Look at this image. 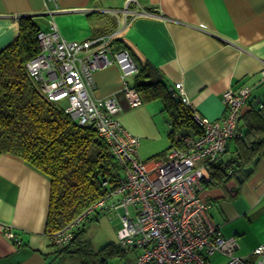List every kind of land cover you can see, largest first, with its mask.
Segmentation results:
<instances>
[{
  "label": "crops",
  "instance_id": "crops-1",
  "mask_svg": "<svg viewBox=\"0 0 264 264\" xmlns=\"http://www.w3.org/2000/svg\"><path fill=\"white\" fill-rule=\"evenodd\" d=\"M23 16L33 17L41 30H49L54 19L68 40L113 35L116 50L128 49L140 65L154 64L172 86L181 82L193 106L212 120L225 113L227 89L252 87L242 108L243 132L264 101V0H0V49L18 36ZM94 80L95 98L116 97L122 105L118 118L140 137V158L149 165L162 158L171 144L169 138L166 149L154 148L165 134L169 137V117L159 114L165 112L163 102L130 107L117 64L95 70ZM236 146L231 139L225 162L234 157ZM258 156L243 181L234 175L201 192L212 221L226 238L235 239L233 255L251 262L253 250L264 243V154ZM50 190L43 171L14 154L0 156V225L13 227L22 240L18 244L0 233V264H61L77 251L79 239L71 243L72 253L57 252L52 245L47 232ZM228 259L224 252L209 256L210 264Z\"/></svg>",
  "mask_w": 264,
  "mask_h": 264
},
{
  "label": "built area",
  "instance_id": "built-area-1",
  "mask_svg": "<svg viewBox=\"0 0 264 264\" xmlns=\"http://www.w3.org/2000/svg\"><path fill=\"white\" fill-rule=\"evenodd\" d=\"M49 24V30L38 33L39 53L27 61L29 75L47 100H66V111L72 117L81 125L93 126L123 166L120 185L83 215L53 231V244L68 246L75 228L95 209L113 210L120 218L116 245L126 258L124 264H210L209 256L216 252L229 256L225 264H264V243L253 250L254 262L233 255L235 239L226 238L212 221L209 204L201 195L211 164L221 161L231 139L242 136V108L252 87L227 89L223 93L225 113L212 120L198 112L183 84L177 82L176 94L193 109L202 132L185 138L183 147L170 148L149 165L139 156V136L118 118L123 110L118 99H98L91 94L94 71L117 64L130 107L140 106L141 95L131 82L140 67L132 53L126 48L116 50L113 35L68 40L54 19ZM262 73L264 78V69ZM0 233L22 243L9 225H0Z\"/></svg>",
  "mask_w": 264,
  "mask_h": 264
},
{
  "label": "trees",
  "instance_id": "trees-1",
  "mask_svg": "<svg viewBox=\"0 0 264 264\" xmlns=\"http://www.w3.org/2000/svg\"><path fill=\"white\" fill-rule=\"evenodd\" d=\"M40 30L33 17H20L18 36L0 49V156H19L49 177L47 232L51 238L53 231L71 223L116 189L123 178V166L93 126L81 125L66 106L47 100L29 75L26 64L40 51ZM139 67L132 85L142 103L160 99L168 111L171 144L167 150L183 147L185 138L202 132L193 109L182 102L158 67L150 62ZM253 111L247 131L234 138V157L211 164L204 186L245 175V168L258 154H264V101ZM104 213L99 209L90 212L75 228L72 242H82L79 237L87 223ZM71 243L63 248L52 245L57 252L72 253ZM114 253L121 251L117 245H108L83 263L107 264V256Z\"/></svg>",
  "mask_w": 264,
  "mask_h": 264
},
{
  "label": "rangeland",
  "instance_id": "rangeland-1",
  "mask_svg": "<svg viewBox=\"0 0 264 264\" xmlns=\"http://www.w3.org/2000/svg\"><path fill=\"white\" fill-rule=\"evenodd\" d=\"M157 103L160 101L155 100ZM162 103V102H161ZM63 106H67V101L62 100L58 102ZM162 119L168 117V111L159 113ZM166 130L168 131V123L165 122ZM170 144L169 137L165 134V138L155 143L154 148L160 150L166 149ZM231 151V150H230ZM232 155L229 152V156ZM151 156V155H150ZM149 156V157H150ZM148 159L145 158V160ZM120 210L119 212H122ZM120 218L113 210H108L104 214L99 215L97 218L87 223L86 231L83 233L82 242L78 243L79 251H76L72 256L70 254L62 258L61 264H84L85 260H89L93 253L98 252L106 247L116 245L118 242V226ZM83 247V248H82ZM81 248V249H80ZM124 256L122 254L114 253L107 256V264H124Z\"/></svg>",
  "mask_w": 264,
  "mask_h": 264
},
{
  "label": "water",
  "instance_id": "water-1",
  "mask_svg": "<svg viewBox=\"0 0 264 264\" xmlns=\"http://www.w3.org/2000/svg\"><path fill=\"white\" fill-rule=\"evenodd\" d=\"M260 100H261V99H259V100L255 103L256 106L259 104ZM259 159H260V156H257V157L254 159L253 164L250 165L249 167L245 168V173H246V175H248V174L251 173V171L254 169L255 165L258 163ZM237 179H239V181H243L244 176H243L242 174H239V175L237 176Z\"/></svg>",
  "mask_w": 264,
  "mask_h": 264
}]
</instances>
